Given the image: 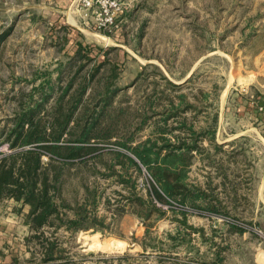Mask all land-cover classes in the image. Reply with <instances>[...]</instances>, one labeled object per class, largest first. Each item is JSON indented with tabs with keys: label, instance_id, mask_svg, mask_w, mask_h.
<instances>
[{
	"label": "rangeland",
	"instance_id": "1",
	"mask_svg": "<svg viewBox=\"0 0 264 264\" xmlns=\"http://www.w3.org/2000/svg\"><path fill=\"white\" fill-rule=\"evenodd\" d=\"M120 1L111 30L90 27L79 0L62 27L0 13V159L81 146L37 149L62 212H87L86 227L60 222L38 238L30 205L3 197L0 264H263L259 148L246 132L249 104L264 100V0ZM73 36L106 50V64L67 46ZM25 111L42 140L12 147ZM148 138L189 146L181 187L163 201L147 194V168L125 158Z\"/></svg>",
	"mask_w": 264,
	"mask_h": 264
},
{
	"label": "trees",
	"instance_id": "2",
	"mask_svg": "<svg viewBox=\"0 0 264 264\" xmlns=\"http://www.w3.org/2000/svg\"><path fill=\"white\" fill-rule=\"evenodd\" d=\"M72 30L69 31L71 32ZM68 40L72 41L71 45L75 46L76 52L88 50V55L90 53L92 55L96 53L94 57H96L97 54L103 56V60L98 61V70L108 61L106 50L99 48L95 51L93 45L80 42L79 38L75 36H73V38L68 37L67 42ZM67 46H69L68 43ZM84 90L85 89L81 90V92ZM27 120L30 121V123H28L26 127L25 122ZM11 135H13L12 147L16 146V144L27 145L42 140V136L37 134L36 127H34L32 111H25L17 117L10 131V136ZM57 138L55 140H58ZM157 144V141L148 138L144 144H139L131 148L137 160L129 155H125V158L130 163L135 164L140 172L142 170L141 165L147 168L155 182L148 181L147 194L150 199L157 198L163 201L164 194L172 196L175 190L181 187L182 180L186 175V170L183 166L187 161L183 149L189 148V146L186 145L185 142H180L178 146L172 147L167 139H164L163 144ZM36 147L53 153H59L60 149H67L70 151V156L75 155V152L81 148V146L78 145H67L63 148L60 144L48 143ZM37 148H30L17 153L22 160L19 165L13 160L9 162L8 158L10 156L0 159V199L3 197H14L17 200L23 199L30 205L28 223L33 229L34 237L40 238L44 228L49 226L58 227L60 222H66L67 227L74 230L86 227L84 220L87 218V212H84V208L78 207L75 216H68L65 212H62L61 204H58L54 196L50 194L49 174H47V172H42L43 177H40L42 160L41 152ZM163 149L167 150L163 152ZM134 197L139 199V201L141 200L140 204L146 208L144 216L141 211H137V213L147 218L152 212V209L149 205H146V202L142 200L143 198ZM55 219L59 222L57 223ZM54 246V243H50L48 247L45 248V256L47 255L45 257L46 261L53 259L52 249Z\"/></svg>",
	"mask_w": 264,
	"mask_h": 264
},
{
	"label": "crops",
	"instance_id": "3",
	"mask_svg": "<svg viewBox=\"0 0 264 264\" xmlns=\"http://www.w3.org/2000/svg\"><path fill=\"white\" fill-rule=\"evenodd\" d=\"M76 2L77 0H0V13L16 15L25 13L37 18L43 17V20L52 22L55 27H61L62 23H70L73 13L75 14L74 7ZM72 27L80 28L75 25H72ZM71 42L69 40L68 45H71ZM258 104L263 105L264 100H260ZM248 109L251 111L253 121L252 131L248 132L247 129L246 140L252 141L253 144L256 142L257 145L255 147L259 148L256 151L254 150L256 160L253 162H256V164L253 166L256 167V171L262 173L259 188L264 190V112L260 111L257 105L252 103L249 104ZM254 125L260 127H255ZM262 262L264 264V260Z\"/></svg>",
	"mask_w": 264,
	"mask_h": 264
},
{
	"label": "built area",
	"instance_id": "4",
	"mask_svg": "<svg viewBox=\"0 0 264 264\" xmlns=\"http://www.w3.org/2000/svg\"><path fill=\"white\" fill-rule=\"evenodd\" d=\"M77 6L85 22L98 30H111L122 10L120 0H79ZM258 108L264 112V104Z\"/></svg>",
	"mask_w": 264,
	"mask_h": 264
},
{
	"label": "bare ground",
	"instance_id": "5",
	"mask_svg": "<svg viewBox=\"0 0 264 264\" xmlns=\"http://www.w3.org/2000/svg\"><path fill=\"white\" fill-rule=\"evenodd\" d=\"M245 78V77H244Z\"/></svg>",
	"mask_w": 264,
	"mask_h": 264
}]
</instances>
